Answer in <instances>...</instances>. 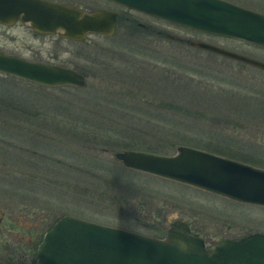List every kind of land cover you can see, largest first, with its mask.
<instances>
[{
  "label": "rangeland",
  "instance_id": "374dc122",
  "mask_svg": "<svg viewBox=\"0 0 264 264\" xmlns=\"http://www.w3.org/2000/svg\"><path fill=\"white\" fill-rule=\"evenodd\" d=\"M231 1L264 12V0ZM90 4L118 12L111 35L73 40L0 23L1 50L84 76L82 86L42 85L0 72V264H34L41 233L64 213L152 236L182 218L205 244L264 232L263 205L127 167L113 156L125 148L151 151L142 145L155 142L162 147L156 153L171 154L179 144L203 147L207 134L224 140L220 134L236 140L224 155L264 168V70L185 39L261 60L264 46L106 0Z\"/></svg>",
  "mask_w": 264,
  "mask_h": 264
},
{
  "label": "water",
  "instance_id": "95a60500",
  "mask_svg": "<svg viewBox=\"0 0 264 264\" xmlns=\"http://www.w3.org/2000/svg\"><path fill=\"white\" fill-rule=\"evenodd\" d=\"M163 20L209 34L264 46V12L231 0H111ZM38 33L81 40L111 35L115 12L84 11L50 0H0V22L16 20ZM169 37H173L169 34ZM188 44L264 70V60L199 39ZM0 71L43 85H84L77 70L0 51ZM124 166L153 173L230 199L264 206V168L179 144L171 154L120 149ZM182 218L170 220L163 236L103 224L69 213L44 230L34 264H264V233L220 237L210 248Z\"/></svg>",
  "mask_w": 264,
  "mask_h": 264
},
{
  "label": "flooded vegetation",
  "instance_id": "af4514ba",
  "mask_svg": "<svg viewBox=\"0 0 264 264\" xmlns=\"http://www.w3.org/2000/svg\"><path fill=\"white\" fill-rule=\"evenodd\" d=\"M50 1H54V2H60V3H66V4H71V5H74V6H76V7H78V8H80V9H82V10H84V11H90V10H93V9H96V8H105V9H109V8H106V7H103V6H94V5H92V4H90L91 2H93V0H50ZM106 1H108V2H111V3H114V4H116V5H120V6H122V7H125V6H123V5H121V4H119V3H116V2H114V1H111V0H106ZM125 8H127V7H125ZM127 9H130V8H127ZM109 10H112V9H109ZM131 10H133V9H131ZM114 12H115V22L117 21V19L118 20H120V18L118 17L117 18V16L119 15V14H117L118 12H116L115 10H113ZM134 11H136V12H138L137 10H134ZM120 16V15H119ZM124 20H123V22H125V19H127V17H126V15L124 16V17H122ZM21 22L20 20H16V21H14V22ZM122 21V20H121ZM0 23H2V22H0ZM22 23V22H21ZM2 24H5V23H2ZM22 24H25V23H22ZM137 24H138V21H137ZM7 25H9V24H7ZM25 25H27V24H25ZM30 27V26H29ZM31 28V27H30ZM31 30H32V28H31ZM34 33H38V32H36V31H34V30H32ZM38 34H45V33H38ZM54 34V33H53ZM65 38V37H64ZM69 39V38H68ZM188 40L189 39H185V41L188 43ZM0 51H2V52H4V53H6V54H13V55H17V54H15V53H12V52H5V51H3V50H1L0 49ZM17 56H20V55H17ZM20 57H22V56H20ZM23 58H25V57H23ZM27 59V58H26ZM30 60H34V59H30ZM40 61H42V60H40ZM48 63V62H47ZM214 132H218V131H216V130H214ZM208 133H212L211 131H209ZM218 134V133H217ZM214 135V134H213ZM213 135H211V134H207V135H204L205 136V140L204 141H200L201 142V146H203V147H199V146H192V147H195V148H199V149H202V150H205V151H208V152H212V153H215V154H218V155H222V156H225V157H228V158H232L230 155H224V154H227V152H226V150L225 149H223V148H227L228 147V143H229V146L232 148L233 146L232 145H235V143H236V140H233V139H229V138H227V137H229V136H226V135H220V134H218V136H220V137H224L225 139L224 140H218V139H214V137H213ZM213 143V144H212ZM221 144V145H220ZM232 159H234V158H232ZM235 160H238V159H235ZM239 161H242V162H246V161H244L243 159L241 160V158L239 159ZM260 162H262V161H260ZM246 163H248V162H246ZM250 164V163H249ZM52 222L53 221H51L50 222V224L49 225H47L46 227H45V229H47L48 228V226H50L51 224H52ZM187 222V221H186ZM187 225H188V227H189V229L191 230V231H194V232H197L200 236H201V234H200V232H198L197 230L198 229H194L193 227H191V224L189 223V222H187ZM44 229V230H45ZM44 230H43V232H44ZM42 232V233H43ZM259 232H261V231H259ZM42 233H41V235H42ZM264 233V232H263ZM246 234V233H245ZM40 235V236H41ZM241 235H244V234H241ZM241 235H239V236H241ZM202 237V236H201ZM222 237V236H221ZM229 237V236H228ZM236 237H238V236H236ZM231 238H235V237H231ZM202 239H203V237H202ZM40 240V237H39V239H38V241ZM38 241L36 242V243H38ZM203 241H204V239H203ZM217 241V240H216ZM215 241V242H216ZM214 242V243H215ZM35 243V244H36ZM204 243H205V241H204ZM213 243V244H214ZM213 244H204V246L206 247V248H210ZM24 252V251H23ZM27 256V255H26ZM23 258H24V255H23ZM34 260V259H33Z\"/></svg>",
  "mask_w": 264,
  "mask_h": 264
},
{
  "label": "trees",
  "instance_id": "16d2710c",
  "mask_svg": "<svg viewBox=\"0 0 264 264\" xmlns=\"http://www.w3.org/2000/svg\"><path fill=\"white\" fill-rule=\"evenodd\" d=\"M165 76V75H164ZM63 85V84H62ZM65 85V84H64ZM2 106L6 105L4 103V101L2 103H0ZM144 148L148 149V150H151V151H160L162 150V147L159 145V143L155 142L154 144H150V143H147V144H144L142 145Z\"/></svg>",
  "mask_w": 264,
  "mask_h": 264
}]
</instances>
